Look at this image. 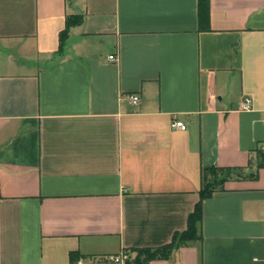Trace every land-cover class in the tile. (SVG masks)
<instances>
[{
    "label": "crops",
    "instance_id": "1",
    "mask_svg": "<svg viewBox=\"0 0 264 264\" xmlns=\"http://www.w3.org/2000/svg\"><path fill=\"white\" fill-rule=\"evenodd\" d=\"M258 145L264 0H208L205 19L198 0H0V264L163 245L209 166L254 176L202 200L200 239L146 264H264Z\"/></svg>",
    "mask_w": 264,
    "mask_h": 264
},
{
    "label": "trees",
    "instance_id": "2",
    "mask_svg": "<svg viewBox=\"0 0 264 264\" xmlns=\"http://www.w3.org/2000/svg\"><path fill=\"white\" fill-rule=\"evenodd\" d=\"M200 19L207 18L208 0H198ZM81 20L79 15L68 16L65 21L64 28L59 34V47L64 43L67 36V30L70 26L78 24ZM260 162L256 167L264 165V148L259 149ZM243 168L225 167V166H209L202 169L201 182L198 190L199 199L195 203L193 210L187 216L186 228L181 231L173 232L169 242L157 247H139L135 249V255L131 261L125 264H146L149 260L155 258H165L178 249L182 245H186L191 241L200 239L198 227L202 218V200L208 197L213 191L222 189L224 182L232 177H253L254 175L239 174L238 170ZM236 172V173H234ZM226 173L224 176L219 177ZM219 174V175H218Z\"/></svg>",
    "mask_w": 264,
    "mask_h": 264
},
{
    "label": "built area",
    "instance_id": "3",
    "mask_svg": "<svg viewBox=\"0 0 264 264\" xmlns=\"http://www.w3.org/2000/svg\"><path fill=\"white\" fill-rule=\"evenodd\" d=\"M109 58L113 59V55H109ZM128 100L130 103H136L138 101L137 94H129ZM252 99L249 96L243 98V108L251 107ZM171 126L175 128L184 129L186 126L182 120L174 119L171 121ZM132 255L130 251L121 249L115 253H104L94 257L79 258L72 264H125L131 261Z\"/></svg>",
    "mask_w": 264,
    "mask_h": 264
},
{
    "label": "rangeland",
    "instance_id": "4",
    "mask_svg": "<svg viewBox=\"0 0 264 264\" xmlns=\"http://www.w3.org/2000/svg\"><path fill=\"white\" fill-rule=\"evenodd\" d=\"M260 148H264V147H261L260 145H258V147L256 148V152H255V155H254V159H253V161H252V164H254L255 166L260 162V159H259V152H260ZM249 171V172H248ZM238 172H239V174H242V176H244V175H251L253 172L251 171L250 172V170H248V169H240V170H238ZM234 173H236V172H234ZM226 173H223L222 175H219V177H222V176H224Z\"/></svg>",
    "mask_w": 264,
    "mask_h": 264
}]
</instances>
